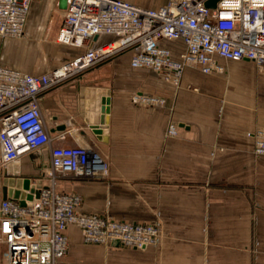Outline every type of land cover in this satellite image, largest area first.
Here are the masks:
<instances>
[{
	"label": "crops",
	"instance_id": "0c3cea01",
	"mask_svg": "<svg viewBox=\"0 0 264 264\" xmlns=\"http://www.w3.org/2000/svg\"><path fill=\"white\" fill-rule=\"evenodd\" d=\"M121 1L150 10L167 2ZM63 19V1H35L23 37L1 42L0 67L39 76L81 53L56 43L54 61L37 66L31 42L56 40ZM167 45L174 55L184 50L181 43ZM14 55L19 58L13 60ZM129 59V54L120 55L48 91L40 108L50 137L65 136L55 146L91 148L109 166L100 180L59 179L57 191L79 195L84 214L157 223L159 241L141 250L87 246L71 226L68 245L80 263L57 264H264V157L252 152V133L264 129V69L219 60L222 73L205 75L188 67L176 87L150 71L132 69ZM136 93L162 98L165 104L135 106L130 98ZM106 98V136H96L93 127H99ZM171 123L177 136L165 138ZM49 166L48 150L42 148L0 168V176L45 185Z\"/></svg>",
	"mask_w": 264,
	"mask_h": 264
},
{
	"label": "built area",
	"instance_id": "2783aa9c",
	"mask_svg": "<svg viewBox=\"0 0 264 264\" xmlns=\"http://www.w3.org/2000/svg\"><path fill=\"white\" fill-rule=\"evenodd\" d=\"M38 0H0V39L19 40L30 6ZM64 19L56 43L82 50L52 71L31 76L0 67V168L19 163L25 155L48 150L39 197L26 202L0 203V244L4 264H57L68 249L66 231L76 227L84 245L141 250L155 246L157 223L116 221L108 215L81 213L82 198L57 191L59 179L100 180L109 166L88 147H60L45 127L41 97L48 91L81 78L89 70L129 54V66L147 70L178 87L183 71L196 67L209 75L222 73L219 60L253 63L264 69V0H167L156 10L121 0H61ZM109 37L106 43H99ZM181 43L174 55L167 44ZM135 106L163 107L164 99L133 94ZM177 136L171 123L165 138ZM253 155L264 157V129L252 133ZM42 181V180H41ZM43 183V182H42Z\"/></svg>",
	"mask_w": 264,
	"mask_h": 264
},
{
	"label": "water",
	"instance_id": "95a60500",
	"mask_svg": "<svg viewBox=\"0 0 264 264\" xmlns=\"http://www.w3.org/2000/svg\"><path fill=\"white\" fill-rule=\"evenodd\" d=\"M219 0H209L205 3V7L208 9H214L216 7V4ZM109 99L106 98L102 101L101 107H100V123L99 127H93V132L96 136H106V131L104 132V129L108 122L107 116L105 114L108 113V106ZM106 138L104 137L103 142H106ZM43 169H46L44 167ZM42 181L38 180L35 184H31L30 179L22 178V177H8L5 176L2 179L1 182V200L5 201L7 199L18 201L20 206L24 207L26 205V202L32 201L34 198L37 199L39 197L40 187H41ZM118 243L115 242L112 244V247H118Z\"/></svg>",
	"mask_w": 264,
	"mask_h": 264
},
{
	"label": "rangeland",
	"instance_id": "374dc122",
	"mask_svg": "<svg viewBox=\"0 0 264 264\" xmlns=\"http://www.w3.org/2000/svg\"><path fill=\"white\" fill-rule=\"evenodd\" d=\"M4 39H0V51L2 49V45L1 42ZM49 43V44H47ZM31 44L33 45L32 49L30 50L31 54L33 53L34 56L38 59L37 62V66H39L40 68L45 67L46 65H50L49 63H52L54 61V52L56 51L54 44H56L55 39H51V38H43L42 40L40 39H34L33 42H31ZM16 55L12 56V59H16ZM19 58V57H17ZM2 177L0 176V185L2 182ZM67 179H73L71 177H68ZM1 245V244H0ZM1 249H3V246H0ZM2 254H4V249L3 251L0 250V256L2 259ZM75 253H73V251L70 249L69 245H68V249H67V253L65 255V257L62 259L63 261H72V263H80L79 261V257H75L74 255ZM82 258V257H81ZM81 262H84L83 260ZM86 263V262H85ZM0 264H3V262H0ZM84 264V263H82ZM87 264V263H86Z\"/></svg>",
	"mask_w": 264,
	"mask_h": 264
}]
</instances>
